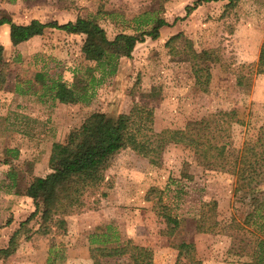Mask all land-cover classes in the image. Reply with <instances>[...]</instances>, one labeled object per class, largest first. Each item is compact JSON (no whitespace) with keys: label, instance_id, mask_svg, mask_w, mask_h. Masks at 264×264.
I'll return each mask as SVG.
<instances>
[{"label":"rangeland","instance_id":"obj_1","mask_svg":"<svg viewBox=\"0 0 264 264\" xmlns=\"http://www.w3.org/2000/svg\"><path fill=\"white\" fill-rule=\"evenodd\" d=\"M194 1L0 0V17L14 23L61 24L93 17L110 41L149 29L152 17L167 22L155 39L144 36L135 42L128 55L121 38L112 42L108 49L118 57L116 72L94 86L86 103L58 102L50 88L98 77L80 50L83 34L46 28L12 46L0 26V249L18 229L13 251L0 256V264H45L47 258L55 264H92L89 234L106 224L115 227L121 241L149 248L151 264H174L177 251L170 243L179 241L188 244V259L199 264H249L248 256L234 252L232 221L241 222L251 210L248 197L264 198V186L234 195V177L225 169L242 142L264 129V74L255 73L264 42V0H236L231 7L225 6L227 0L202 2L187 12ZM173 35L178 37L165 44ZM186 41L200 55L197 63L207 67L205 83L204 71L193 73ZM134 102L152 107L154 131L182 128L219 110L232 112L239 121L231 124L215 168L197 164L192 150L180 144H166L156 165L121 149L104 171L106 186L88 198L96 199L93 209L66 215L63 228L51 227L46 234L34 232L37 216L19 227L34 207L30 198L14 191L22 190L31 176L57 168L49 154L51 143L72 145L88 114L115 117ZM8 171L15 174L10 191L5 188ZM211 200L214 210L201 207ZM158 201L179 220L170 238L160 234L164 225L156 214ZM108 261L130 264L126 256Z\"/></svg>","mask_w":264,"mask_h":264},{"label":"trees","instance_id":"obj_2","mask_svg":"<svg viewBox=\"0 0 264 264\" xmlns=\"http://www.w3.org/2000/svg\"><path fill=\"white\" fill-rule=\"evenodd\" d=\"M210 1L218 0H195L186 10L188 12L200 3ZM235 2L236 0H227L225 6L231 7ZM150 22L152 23L150 28L140 31L138 35H117L114 41H110L93 17L77 16L74 20L61 24L56 21L41 22L37 19L18 24L9 18L0 17V26L8 25V38L12 46L40 35L46 28L85 36L80 50L85 59L93 62L98 77L93 74L89 79L79 77L70 86L53 83L50 86L54 90L53 98L61 103H86L93 93L94 86L116 72L118 57L108 49L112 42L121 38L128 55L135 42H141L144 36L155 39L159 28L167 25L160 17H152ZM177 37L178 35L169 37L165 44L168 45ZM186 42L188 44L184 47L189 54L188 60H192L193 73L197 75V72L204 71L205 83L209 75L206 72L207 67H201L197 63L200 55L191 50L189 41ZM2 51L3 47L0 45V65ZM255 73L264 74V42L258 49ZM152 115V107L138 102H134L126 113H119L115 117L93 112L78 126L74 144L52 142L49 154L56 162L57 168L43 176H31L22 190L14 191L30 198L34 207L26 219L19 223V227L37 216L38 224L34 232L46 234L51 227L63 228L66 215L93 209L96 199L88 201V198L106 186L104 171L109 167L113 155L121 149L129 148L147 159L150 164L156 165L166 144H180L192 150L197 164L205 168H215L231 124L239 121L232 112L219 110L208 114L205 119L187 122L182 128H163L154 131ZM11 152L15 156L16 150L12 149ZM225 171L234 177V195L239 192L245 195L246 189L256 191L257 187L264 186V129L259 130L253 139L242 142L234 163ZM6 176L9 183H6L5 188L6 191H10L15 187V174L8 171ZM100 195L104 196V192H100ZM248 198L251 210L245 214L241 222L232 221L235 232L232 245L238 255L249 257V264H264V198L261 200L259 196L252 195ZM155 206L156 214L160 216L164 225L160 234L170 238L177 230L179 220L171 215L168 207L160 201ZM203 206L208 207V211L214 210L215 202L211 200L202 203L201 207ZM97 230L99 231L89 234L88 237V251L92 264H116L108 260L120 256H126L130 264H151L150 249L132 244L129 240L121 241L117 230L111 224ZM17 233L18 229L9 238L8 245L0 249V256H7L13 251L14 236ZM170 246L177 251L174 264H199V260L188 259L186 242H171ZM45 264L55 263L47 258Z\"/></svg>","mask_w":264,"mask_h":264},{"label":"crops","instance_id":"obj_3","mask_svg":"<svg viewBox=\"0 0 264 264\" xmlns=\"http://www.w3.org/2000/svg\"><path fill=\"white\" fill-rule=\"evenodd\" d=\"M1 27L4 28L5 33H6V40H8V42H9V38H8V25L7 24H3V25H1Z\"/></svg>","mask_w":264,"mask_h":264}]
</instances>
